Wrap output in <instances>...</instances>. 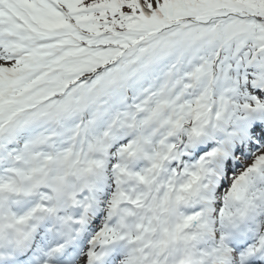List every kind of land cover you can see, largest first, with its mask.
Returning <instances> with one entry per match:
<instances>
[{"label":"snow or ice","instance_id":"obj_1","mask_svg":"<svg viewBox=\"0 0 264 264\" xmlns=\"http://www.w3.org/2000/svg\"><path fill=\"white\" fill-rule=\"evenodd\" d=\"M0 264H264V0H0Z\"/></svg>","mask_w":264,"mask_h":264}]
</instances>
